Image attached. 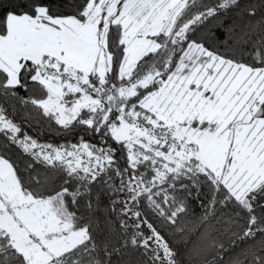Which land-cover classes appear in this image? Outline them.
I'll use <instances>...</instances> for the list:
<instances>
[{"label":"snow or ice","instance_id":"obj_1","mask_svg":"<svg viewBox=\"0 0 264 264\" xmlns=\"http://www.w3.org/2000/svg\"><path fill=\"white\" fill-rule=\"evenodd\" d=\"M0 264H264V0H0Z\"/></svg>","mask_w":264,"mask_h":264},{"label":"trees","instance_id":"obj_2","mask_svg":"<svg viewBox=\"0 0 264 264\" xmlns=\"http://www.w3.org/2000/svg\"><path fill=\"white\" fill-rule=\"evenodd\" d=\"M33 132H35V129H32ZM41 131L43 132V129H41ZM49 138V135L47 133H43L42 135V139L47 140ZM15 151V150H14Z\"/></svg>","mask_w":264,"mask_h":264}]
</instances>
